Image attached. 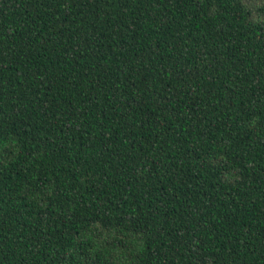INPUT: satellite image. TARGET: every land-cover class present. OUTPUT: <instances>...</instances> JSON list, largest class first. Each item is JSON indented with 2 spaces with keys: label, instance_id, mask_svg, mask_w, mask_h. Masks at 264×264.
<instances>
[{
  "label": "trees",
  "instance_id": "1",
  "mask_svg": "<svg viewBox=\"0 0 264 264\" xmlns=\"http://www.w3.org/2000/svg\"><path fill=\"white\" fill-rule=\"evenodd\" d=\"M0 264H264V5L0 0Z\"/></svg>",
  "mask_w": 264,
  "mask_h": 264
},
{
  "label": "rangeland",
  "instance_id": "2",
  "mask_svg": "<svg viewBox=\"0 0 264 264\" xmlns=\"http://www.w3.org/2000/svg\"><path fill=\"white\" fill-rule=\"evenodd\" d=\"M250 3L254 4V6L258 7L261 5H264V0H248ZM258 18L260 19L261 17L258 16ZM106 238H108V234L105 233L101 238H100V243H102V241H104ZM140 248V242L139 241H135L132 240L130 242V248L126 249L125 247H119L116 248V261L118 263H123L126 260H128L127 256H128V252H135L137 251V249Z\"/></svg>",
  "mask_w": 264,
  "mask_h": 264
}]
</instances>
